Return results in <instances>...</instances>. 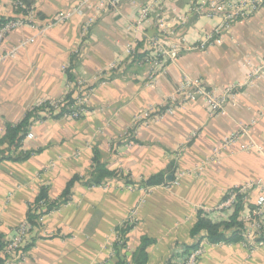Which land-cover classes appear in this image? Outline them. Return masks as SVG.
<instances>
[{
    "label": "crops",
    "instance_id": "0c3cea01",
    "mask_svg": "<svg viewBox=\"0 0 264 264\" xmlns=\"http://www.w3.org/2000/svg\"><path fill=\"white\" fill-rule=\"evenodd\" d=\"M30 1L44 31L25 25L0 45V141L6 126L19 124L37 101L71 92L67 74L91 92L83 117L37 118L29 126L34 139L25 138L19 149L6 141L0 145V264H114L110 249L102 247L133 210L137 221L128 233L131 254L149 238L145 264H182L176 252L207 235L206 230L193 232L199 215L224 220L229 213L219 207L229 189L264 175V153L243 150L246 136L218 160L207 162L226 135L253 120L250 135L264 146V75L243 87L226 114L213 113L199 100L146 126L133 125L136 117L174 95L185 77L201 78L221 91L224 85L245 81L257 68L264 70V12L236 24L223 44L185 51L165 70L155 71L150 62L137 63L127 52L135 41L138 53L150 51L155 24H144L139 33L132 27L147 0H119L116 9L103 11L100 0H89L88 10L55 25L51 22L59 12L71 11L84 0ZM192 1L167 0L171 17L186 14V23L176 27L190 43L217 23L190 14ZM14 2L0 0V21L23 16ZM15 48L16 57L1 58ZM68 64L73 73L63 71ZM112 64L116 67L109 71ZM97 163L112 174L102 185L88 186L84 179L99 174ZM179 171L188 173L175 184ZM157 175L165 183L150 185L146 195L127 188L147 185ZM77 176L82 180L70 186V203L50 212L30 233L21 260L8 259L4 247L42 188L51 200H60ZM201 244L199 264H264V246L251 252L241 241Z\"/></svg>",
    "mask_w": 264,
    "mask_h": 264
},
{
    "label": "built area",
    "instance_id": "2783aa9c",
    "mask_svg": "<svg viewBox=\"0 0 264 264\" xmlns=\"http://www.w3.org/2000/svg\"><path fill=\"white\" fill-rule=\"evenodd\" d=\"M14 3L17 8L24 10V14L21 17H14L12 20L0 25V45L10 32L19 30L25 25L30 26L38 32L44 31V28L40 27L37 23V16L33 7H26L22 0H15ZM118 3L119 0H100L99 10L103 11L109 8L116 9ZM167 6V0H147V2L141 6L138 17L132 23V27L136 33L141 31L144 24L154 23L157 27L156 34L149 39L151 52L147 60V62L151 63L155 71L165 70L169 63L175 61L185 51H201L207 49L211 45L223 44L225 35L230 33L236 24L264 12V0H193L189 8L190 14L215 18L217 19V23L209 32L204 33L195 42L190 43L185 36L179 35L176 27L177 25H184L186 23V14H177L175 17H171ZM88 9L89 0H84L71 11L59 12L54 17L51 25L62 23L71 18L74 14H81ZM92 23H94V19L87 22L85 28L87 29ZM47 27L48 26L45 28ZM137 46L138 44L136 41L128 44L127 52L129 56L133 57L138 53ZM17 52V48L6 51L2 54L1 58L16 57ZM115 67L116 65L112 64L109 67V71L115 69ZM63 71L66 74L74 72L69 64L63 66ZM263 75L264 70L261 71L260 68H257L248 74L245 81L224 85L221 91L209 87V84L201 78L185 77L178 82L174 95L165 102L150 107L142 113V115L136 117L133 127L146 126L149 124V121L164 119L166 116L173 115L175 109L199 100L203 101L213 113L226 114L227 105L237 98L243 87L253 84L254 80L259 79ZM68 85L69 88H72L69 91H74L76 94L75 103L72 106V112L64 116L79 119L88 111L86 102L91 91L88 89V86L80 80L71 81L69 79ZM64 103V96L56 99L43 98L37 101L32 108H44L56 113L59 112ZM255 123L256 120H253L250 124L242 125L238 130L226 135L213 149V154L207 162L218 160L221 152L237 143L243 136L249 138V142L244 145L243 150L256 148L264 153V146L256 143L250 135L251 128ZM26 138L34 139L35 135L32 131H29ZM185 173L188 172L179 171L174 183L179 184L180 177L185 175ZM127 188L132 190L138 189L144 195L148 194L151 190V186L149 185H142L140 187L128 185ZM228 193V197L223 200L219 208L221 210L233 207L237 197L239 195L242 196L244 207L240 211L238 217V220L242 223L241 242L248 247L251 252H255L256 249L264 246V175L255 180L235 184L229 189ZM253 193H255L254 199L251 198ZM69 203L70 202L62 205H67ZM38 206L42 210H45L47 204L44 201H40ZM44 219L45 216H41L38 222L42 224ZM136 221L137 211L133 210L120 225L113 230L111 238L109 237L107 244L102 247L104 249H110V259H121L124 260L126 264L132 263L128 234L123 235L120 230L127 226L132 229ZM31 227V224L26 220L15 227L14 237L4 247V254L8 259L19 261L24 257L25 252L22 250V246H24L29 238ZM202 252L203 244H200L199 247L185 254L182 264H199V258ZM95 264H108V260Z\"/></svg>",
    "mask_w": 264,
    "mask_h": 264
},
{
    "label": "trees",
    "instance_id": "16d2710c",
    "mask_svg": "<svg viewBox=\"0 0 264 264\" xmlns=\"http://www.w3.org/2000/svg\"><path fill=\"white\" fill-rule=\"evenodd\" d=\"M23 3L25 4L26 7L32 8L33 7V2L30 0H22ZM34 8V7H33ZM13 17L7 18V19H2L0 21V25L4 24L5 22L12 20ZM150 52L151 51H144L141 53H136L133 56V59L137 63H144L147 62V60L150 57ZM68 79L73 80L72 74H67ZM91 89V88H89ZM75 92H68L67 94L64 95L65 97V103L61 106V109L59 112L54 113L53 111L46 110L44 108H31L27 114L25 115L24 119L17 125H12L8 124L6 126V133L3 139L0 141V145L6 141L9 143L10 148L13 149H19L22 147L24 139L27 136V133L29 132V126L30 124L37 118L41 119L44 117H62L65 114H69L72 112L73 108L72 106L75 103ZM28 155V154H27ZM2 158L4 159H9V160H20L22 157H14L12 155H5ZM95 160V159H94ZM95 171L97 173L93 178H86L84 179L86 185L92 186V185H102V183L106 182V179L104 177L111 175L112 173L107 171L103 165L98 164L96 165ZM75 180H82L79 176L76 177V179H73L67 189L63 192L60 200L53 201L49 198L47 188L43 187L36 199L30 204L26 221L31 224V229L30 233L36 228H38L41 223L38 222L39 217L41 216H46L50 212L57 210L62 204H66L71 201L72 196H71V191H69L70 186L72 183L74 184ZM161 183H165V179L163 178L162 175H157L149 179V181L146 183L147 185H158ZM229 193L226 194V197L224 200L228 197ZM40 201H44L47 206L45 210H42L39 208V203ZM244 203L242 200V196H238L235 204L233 207L227 208V209H222V210H227L228 217H226L224 220H221L219 222H215L212 219L207 218V214H200L199 218L193 228V232H199L201 230H206L207 235L202 236L199 243L194 245L193 247H186L183 248L179 251L176 252L175 256L177 258H180V260H183L185 257V254L189 253L191 250L196 249L199 247L201 242L203 240H207L208 242L211 243H216V242H221V241H241L242 240V235H241V230H242V223L238 220L239 213L243 209ZM123 235L128 234L131 231V227H125L120 230ZM152 243V240L149 238H144L142 241V244L139 248V250L132 255V262L133 264H145L147 260V247L149 244ZM7 245V244H6ZM5 245V246H6ZM26 243L24 246H22V250L24 251L26 249ZM114 264H126L124 260L121 259H115ZM182 262V261H181Z\"/></svg>",
    "mask_w": 264,
    "mask_h": 264
},
{
    "label": "water",
    "instance_id": "95a60500",
    "mask_svg": "<svg viewBox=\"0 0 264 264\" xmlns=\"http://www.w3.org/2000/svg\"><path fill=\"white\" fill-rule=\"evenodd\" d=\"M171 178H172L171 176H170V177H168V179H170V180H171Z\"/></svg>",
    "mask_w": 264,
    "mask_h": 264
}]
</instances>
